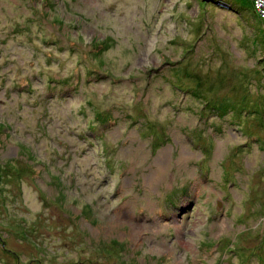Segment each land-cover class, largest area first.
I'll use <instances>...</instances> for the list:
<instances>
[{"label": "rangeland", "instance_id": "rangeland-1", "mask_svg": "<svg viewBox=\"0 0 264 264\" xmlns=\"http://www.w3.org/2000/svg\"><path fill=\"white\" fill-rule=\"evenodd\" d=\"M253 3L0 0V264H264Z\"/></svg>", "mask_w": 264, "mask_h": 264}, {"label": "built area", "instance_id": "built-area-1", "mask_svg": "<svg viewBox=\"0 0 264 264\" xmlns=\"http://www.w3.org/2000/svg\"><path fill=\"white\" fill-rule=\"evenodd\" d=\"M254 10L257 12L256 15H259L264 21V0H252Z\"/></svg>", "mask_w": 264, "mask_h": 264}, {"label": "water", "instance_id": "water-1", "mask_svg": "<svg viewBox=\"0 0 264 264\" xmlns=\"http://www.w3.org/2000/svg\"><path fill=\"white\" fill-rule=\"evenodd\" d=\"M222 205V204H221ZM221 205H219V208H221L222 206Z\"/></svg>", "mask_w": 264, "mask_h": 264}]
</instances>
